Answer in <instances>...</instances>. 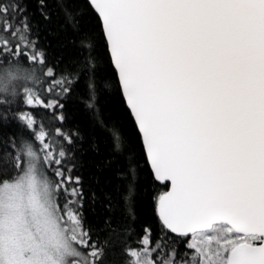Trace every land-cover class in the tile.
I'll return each instance as SVG.
<instances>
[{"label":"snow or ice","instance_id":"snow-or-ice-1","mask_svg":"<svg viewBox=\"0 0 264 264\" xmlns=\"http://www.w3.org/2000/svg\"><path fill=\"white\" fill-rule=\"evenodd\" d=\"M0 264H264V0H0Z\"/></svg>","mask_w":264,"mask_h":264},{"label":"trees","instance_id":"trees-1","mask_svg":"<svg viewBox=\"0 0 264 264\" xmlns=\"http://www.w3.org/2000/svg\"><path fill=\"white\" fill-rule=\"evenodd\" d=\"M50 39H52L53 44L56 43L55 39L53 38ZM54 51H56V49H54ZM77 119H80V117H77ZM152 211L153 210L149 199L147 198L142 199L139 206V214L141 219H146L147 217H149L152 214Z\"/></svg>","mask_w":264,"mask_h":264}]
</instances>
